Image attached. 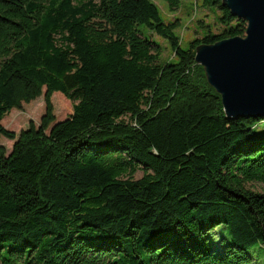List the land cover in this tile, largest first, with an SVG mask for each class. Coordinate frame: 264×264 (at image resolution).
Masks as SVG:
<instances>
[{
    "label": "trees",
    "instance_id": "1",
    "mask_svg": "<svg viewBox=\"0 0 264 264\" xmlns=\"http://www.w3.org/2000/svg\"><path fill=\"white\" fill-rule=\"evenodd\" d=\"M201 5L223 28L184 48L154 0H0V264H260L264 117L229 119L195 59L247 22ZM42 95L38 126L2 124Z\"/></svg>",
    "mask_w": 264,
    "mask_h": 264
},
{
    "label": "water",
    "instance_id": "2",
    "mask_svg": "<svg viewBox=\"0 0 264 264\" xmlns=\"http://www.w3.org/2000/svg\"><path fill=\"white\" fill-rule=\"evenodd\" d=\"M222 3L247 22L246 34L197 45L196 62L229 119L264 117V0Z\"/></svg>",
    "mask_w": 264,
    "mask_h": 264
},
{
    "label": "rangeland",
    "instance_id": "3",
    "mask_svg": "<svg viewBox=\"0 0 264 264\" xmlns=\"http://www.w3.org/2000/svg\"><path fill=\"white\" fill-rule=\"evenodd\" d=\"M162 10V16L166 21L173 20L176 17L180 18V25L176 32L181 37V44L184 48L189 46V42L194 38L201 37L211 28L213 32H217L223 28L219 21L220 12L214 7L207 8L201 5V0H182L181 6L176 11H170L167 4L163 0H154ZM203 23L206 25L204 26ZM153 38L158 40L162 45V53L160 58L166 61L169 58H175L168 42L156 34H152ZM62 92L56 91L52 96L54 105V113L57 120H62L73 112V102L66 98ZM45 112L44 96H40L30 103H23L22 108H14L8 112L2 120V124L17 134L21 130L28 128L31 121L37 126L40 124L41 117ZM264 130V123L259 127V131ZM0 143L4 145L9 153L12 149L14 140L5 136H1ZM143 170L138 169L133 177L140 178L143 175ZM248 187L256 191H264V183L249 182ZM253 250L255 256L259 259L260 264H264V248L261 245L255 246Z\"/></svg>",
    "mask_w": 264,
    "mask_h": 264
}]
</instances>
